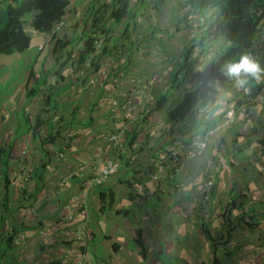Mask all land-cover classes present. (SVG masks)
I'll return each mask as SVG.
<instances>
[{
	"label": "crops",
	"instance_id": "0c3cea01",
	"mask_svg": "<svg viewBox=\"0 0 264 264\" xmlns=\"http://www.w3.org/2000/svg\"><path fill=\"white\" fill-rule=\"evenodd\" d=\"M2 1L6 0H0ZM85 1L70 0L63 18L70 30L65 38L79 39L72 41L67 48L68 51H73V58L78 54L75 50L79 48L80 51L85 46L84 35L94 29L82 14ZM170 4L178 6L170 7ZM160 5L153 14L159 32L174 21L178 10L185 12L182 8L186 7L180 0ZM186 21L192 26L193 21ZM188 25L186 29L189 28ZM26 30L31 37V45L25 52L0 55V119L1 114L7 116V112L8 118L21 119L27 110L33 113L34 109L39 108L40 111L51 108L50 117H53L55 110L52 104L56 107L63 106L65 111L57 113L56 119L60 120L57 122L58 129L64 123L68 124L70 120L66 119L70 118L71 122L66 127L73 125V131L79 135L75 143L65 145L67 142L58 138L53 143L44 144V136L49 132L43 134V124L37 131L39 137H35V131L33 133L35 146H40L47 153L37 190L50 198L44 208L49 211L53 207V211L60 212L63 206L60 200L73 187L77 192L82 189L85 176L88 173L95 175L104 162L102 156L94 162V167L87 169L85 176L68 180L64 187L57 185L67 174L68 165L80 164L79 156L87 154L90 158L93 145L85 143L88 135L83 133V129L86 128L90 134H97L99 130H115L121 123L117 116L119 112L114 111V114L110 108V99L118 95V92H110L112 89L118 90L113 76L117 74L127 86V74L132 70L142 75L158 72L161 82L163 71L167 69L171 81L166 87L160 88L159 93L174 94L176 97L183 85L189 90L199 82L185 81L182 86L176 87L172 81L177 66L175 55H170L160 63L157 56L146 52L143 47L136 48L134 42H127L121 36L119 42L124 47H108L104 57V60L113 64L112 72L105 79H101L99 73H96L93 76L97 78L94 81L96 91L86 96L85 85L88 78L75 81V75L70 72L71 66L65 65L66 63L64 67L60 65V61L65 59L64 56L61 57L64 54L60 47L59 53L54 52L56 43L51 33H37L30 26ZM194 34L196 37V31L180 37L189 42ZM152 39L156 42L146 41V47L158 50V56L167 54L162 44L164 35L158 36L155 32ZM40 47L44 49L40 51ZM41 65L46 66L45 76L41 81L35 80L36 70ZM43 82L56 84L58 98L53 100L52 96L46 98L47 96L39 95ZM227 86L217 81L220 90L228 92ZM31 91L34 93L29 99L27 94ZM216 101L217 99L207 107L199 108L196 115L188 119L186 128L176 125L177 127L170 129L166 112L157 113L154 110L155 102L142 108L128 132V137L135 133L139 135L137 143L131 147L128 143L127 150L119 154L121 156H116L121 164L118 172L102 186L88 190L91 218L89 243L84 244L75 235L72 242L56 240L49 249L40 246L41 251L38 250L37 255L41 254L42 261L45 263V257L51 254V262L54 264H264V222H260L264 221V153L257 143L258 137L252 134L255 124L243 133V123L238 119L233 121L231 112L226 114V104L220 114L221 109ZM260 122L264 125V118ZM197 135L207 140L203 150L205 152L200 156H188L181 173L172 160L166 161L164 168H168V171L164 170L158 178L157 166L152 161L157 157L159 143H163V140L172 142L171 149L179 157L185 158L192 151H197L192 145L193 138ZM223 146L229 147L233 154L227 167H218L217 172L212 171L207 175L215 177L216 173L215 186L210 192L214 191V195L217 193L216 197L220 195V200L217 202L213 199L209 203L207 216H204L199 197L202 194L201 185L206 183V172L211 168L213 157H216ZM164 148L166 147H159ZM54 150H59V153ZM136 151L139 158L132 168L130 158ZM253 156H260L256 159L262 163L261 166L254 163ZM237 168H242L244 177L233 180V172L235 176L238 174ZM55 177L58 182L54 181ZM135 186H138V192ZM102 193H114L115 201L111 205L109 198L103 202ZM123 211L130 212V215L120 213ZM204 229L209 230L215 241L206 238ZM138 240L142 242V247L137 243Z\"/></svg>",
	"mask_w": 264,
	"mask_h": 264
},
{
	"label": "rangeland",
	"instance_id": "374dc122",
	"mask_svg": "<svg viewBox=\"0 0 264 264\" xmlns=\"http://www.w3.org/2000/svg\"><path fill=\"white\" fill-rule=\"evenodd\" d=\"M135 3V0L131 1L132 8H134V6L138 4V2L136 4ZM167 31L169 33L168 40L172 39L171 43L174 44L171 50L177 53H181L186 46L185 40L181 37L176 36V27L174 25L164 27L159 32V35ZM79 66V64H76L75 69L71 70L70 72H72L73 74H77ZM1 74L2 70H0V75ZM91 74H93V70L89 69L85 71L82 76L76 77L75 80H80L81 78L86 79ZM62 76L64 77V75ZM163 77L162 81L159 84V90L160 88H164L168 84H170L171 79L167 69H164ZM39 78H42V76H40ZM35 80L37 79L35 78ZM85 86H87L86 96H90L91 94L95 93L96 87L89 85L88 83H86ZM90 87H93L94 89H91ZM227 90L231 93V97L229 99L230 103L226 105V114L228 112H231V119L233 121H236L238 119L240 123H243V126L241 128V130H243V133L245 131L247 132L248 130L246 129L254 126V124L255 128H257L259 124V112L252 114V121L249 124H247L245 119H243V115L245 114V112H248V108L250 106H254V109H256V107L259 105L261 110L262 106L264 105V95L260 96L254 103L250 101V104H245L246 94L244 93L243 89L234 87L231 89L228 88ZM46 91H48L49 97H54L53 100H55L56 97L58 98L59 96L58 87L56 86V84L54 85L50 82H43L40 90L41 93L39 95L42 94L44 96L46 94ZM175 97L176 96L172 98ZM52 106H54L53 110H55L53 117H50L51 108L47 110L43 109L41 111L40 108L34 109L33 113L31 112V110H27L26 115L24 112L21 119H13V117L8 118L9 112H7V116L4 113L1 114L0 147L8 148L9 145H12V150L8 152L4 157H1L0 155V264H54L53 262H51V254L45 257V263L42 261L43 257L41 256V254L37 255V251H41L40 246H45L47 249H49L51 245H54L56 243V240H65L68 242H72V237H74L75 235L76 237L78 236L77 239L82 241L84 244L89 243L91 218L89 210H87L85 214L82 213L83 201H85V205L89 206L90 199L88 190L97 186H102L111 177L110 176L109 178L103 179L101 176V170L104 167L106 161L109 159H113L120 162V159L116 157L117 154L112 150L111 142L108 140L111 134L114 133L113 129L99 130L97 134H90L86 130V128H84L83 133L85 135H88L85 143L88 142L93 145V148L90 150V158H88L87 154L84 156H79L80 164L78 163L72 166L66 165L67 174L63 176L62 181L58 182L57 177L54 178V181L58 182L57 185L60 184L61 187H64L68 180L76 179L80 175L85 176V174H87V169L89 167H94L93 164L98 158L104 156V162L95 175L88 173L87 176H85L86 178L84 184L81 186L83 187L82 189H79L77 192L73 187L70 190L69 194L65 196L63 200H60L61 202H63V206L60 212L53 211V207H50L49 211L48 209L44 208L45 204L49 201L50 198L48 195H44L39 192L37 188L41 183V167L43 165V162H45L47 153L40 146H38L37 148L35 146V142L33 141L34 126L36 125V121L37 119H39L43 124V134L47 132L54 133V131L56 130L55 135L58 133V138L64 139L67 142L65 145L75 143L77 141L75 139L79 137V135L75 131H73V125L66 127L71 122L70 118L66 119L70 120L68 124L64 123L63 127L58 129L59 123L57 124V122L60 120L56 119L57 113L62 114V112L65 110L62 105H58V107H56L53 103ZM220 112H222V110H220ZM68 115L70 116V114ZM26 132H30V134ZM24 133H26V135ZM199 137L201 138L200 135H197L194 139L198 140ZM257 137L259 138L260 136L257 135ZM158 138L159 133L157 132V140ZM136 143L137 141L134 143V145ZM171 144L172 142L163 140V143H159V147L163 148L165 146L166 148L159 149V147L157 146L158 178H160V174H163L164 170L168 171V168H164V164L166 161L172 160V163L175 164L176 159L180 160L175 166L181 173L184 171L185 167H180L181 163L184 164L185 161L189 158L188 156H193V153L191 152L186 155L185 158L179 157V155L175 153V150L171 149ZM54 151L59 153V150ZM123 152L118 153V155ZM204 152L205 151H202L200 155H202ZM232 154L233 151L229 147L223 146L222 149L217 152L216 157H213L214 160L212 161L211 168L206 172L205 176L207 177V175L212 171L217 172L218 167H227ZM57 155L61 156L60 154ZM259 157L260 156H253L254 163L257 166L262 165V163H259V161L256 159ZM138 158L139 156L137 151L133 153V155H131L130 165L132 166V168L134 167V165H136ZM61 165L63 166L65 164ZM237 169L238 174L236 176L233 172V180L242 179V177H244L242 168ZM64 177L66 178L64 179ZM99 179H102V182H97V180ZM135 187L138 192V186ZM6 188L8 189L6 190ZM204 188L205 185L202 183V194H200L199 197L201 209L203 210L205 216L207 214L208 208L210 207L209 200L216 199L215 201L218 202L220 200V195L216 197L215 195H217V193H215L214 195L213 191L211 193V196L207 197L208 193L204 191ZM211 190L212 189L208 188V191ZM5 191L9 192L7 197L5 196ZM260 222L264 221L260 220ZM12 227L17 228L18 233L16 234V237L10 247H6L7 244H5L4 240H6V237L10 233ZM75 228H77V230H75ZM65 259L69 258L65 257Z\"/></svg>",
	"mask_w": 264,
	"mask_h": 264
},
{
	"label": "trees",
	"instance_id": "16d2710c",
	"mask_svg": "<svg viewBox=\"0 0 264 264\" xmlns=\"http://www.w3.org/2000/svg\"><path fill=\"white\" fill-rule=\"evenodd\" d=\"M183 1L185 3L184 5L193 9L194 12L202 13L211 8H215L216 12L213 22L200 34L195 45L190 48L185 47L181 54H179V61L176 63L177 71L172 75L173 84H176V87H178L179 85H183L182 82L188 80L192 75L201 74V81L198 85L189 90L183 88L180 92L181 94L175 98H172L174 96L171 95L159 93L158 88L155 92L154 110L157 111V113L165 111L166 121L172 124L173 128H175L176 125H183V128H186L191 113L195 112L198 108L207 107L218 98L220 92L217 88V81L220 80L223 84H227V81L230 80L220 71V68L225 63L236 62L243 55L248 54L264 68V0ZM140 2H144V0H140ZM165 2L166 0H157L158 5L165 4ZM69 3L70 0H6L0 2V55L23 53L30 47L31 37L26 31L27 26H30L37 33H51L54 27L63 20ZM130 4V0H113L112 5L106 6L104 9L102 5H100L98 10H96V2H93L89 6L87 14L96 10L93 21L94 28H97L100 23L108 19L117 23L128 20L123 32L124 37H122L130 40L128 35L130 25H133V21L131 20L135 19L137 16L135 10L131 12ZM107 14H110L108 19L103 17ZM187 16H185V19ZM182 20L184 19L179 18L178 27L175 26L176 31L182 28L180 23ZM93 33L94 31H91L88 35H84V39L86 40L85 46L80 50L77 62L82 64L90 60L93 71H97L100 61L107 54V47L97 56H92L95 51L92 38ZM157 35L160 36L159 31H157ZM168 39L169 35L168 37L164 35V42H162V44L166 53H168L166 49L169 50L171 47L170 42L172 39ZM53 40H55L56 43L54 52L59 53L58 47H60L64 54L61 56H64V61H60V65L63 66L65 63L72 60L73 51H68L67 49L69 44L72 43V39L68 41L66 38H53ZM76 40L79 39L76 38L73 41ZM221 42L225 43L222 45V50L205 65L202 57L210 52L213 45L215 46ZM192 43H194V41ZM196 46L198 52L195 56H192ZM186 48L189 50L185 51ZM202 64L204 65L203 71H198V68H200ZM248 87L245 104H250L251 100L256 99L259 95L264 93V76H262L260 81L250 78ZM33 93L32 91L28 92L27 97L30 99V95ZM258 112L259 124L257 128L254 126L252 134L260 136L257 139V143L261 146L262 152L264 153V125H262L263 122H260V120L264 118V105ZM41 125L42 123L37 119L36 125L34 126L35 137H39L37 131L40 129ZM181 131H183V129H181ZM58 135L59 134L53 135L52 133H48L44 136V144L55 142L59 137ZM133 135L132 142L135 141L137 137V134ZM129 147H131L130 143ZM11 150L12 145H9L8 148L0 147L1 157H4ZM7 189L8 188H6V190ZM8 193V191H5L6 197ZM101 198L103 202L109 198V205L115 201L114 193L108 195L102 193ZM120 213H124L126 216L130 215V212L127 211ZM17 233V228L12 227L6 240H4L5 244H7L6 247H10ZM204 235L208 240L215 241L209 230L204 229ZM137 243L142 247V242L140 240H138Z\"/></svg>",
	"mask_w": 264,
	"mask_h": 264
},
{
	"label": "clouds",
	"instance_id": "9594fccd",
	"mask_svg": "<svg viewBox=\"0 0 264 264\" xmlns=\"http://www.w3.org/2000/svg\"><path fill=\"white\" fill-rule=\"evenodd\" d=\"M131 1V0H130ZM171 1H173V0H166V2H171ZM93 2H96V4L99 2H101L98 6H97V9L96 10H98V8H99V6L100 5H102V7H103V9L104 8H106V6L108 7L109 5H112L113 4V0H86L85 1V6H84V10H83V15H84V17L85 18H87L90 22H91V24L93 25V21H94V17H95V15H96V10L95 11H93V12H91V13H89V14H87V12H88V8H89V6L93 3ZM138 2V4H136ZM165 2V3H166ZM180 2L182 3V4H185L184 3V1L183 0H180ZM136 5L134 6V8H132V6H131V4H130V10H131V12H132V10H135L136 12V18L135 19H132L131 21H133V25H130V31H129V35L128 36H130V40H127V42L128 41H132V42H134V44H136V48H140V47H143V50H145L146 52H148V53H152L153 55H155V56H157L158 57V59H159V61H160V63H163V61L164 60H166L170 55L169 54H173V55H175L176 57H174L175 58V62L177 63L178 61H179V54H181L180 52L179 53H177V52H174V51H172L170 48H172V46L174 45L173 43H171L170 41V43H171V47L169 48V50L168 49H166L167 51H168V53L167 54H163L162 56H158V53H159V51L158 50H156V49H154V48H147L146 47V41H148L149 43H152L154 40L152 39V37H153V34L155 33V32H157V30L159 29V27L157 26L156 27V22L154 21V19H153V14H154V12H155V10H156V8H157V10H158V8H160L161 7V5L159 4H157V1H154V0H152V1H150V0H144V2H140V0H136ZM70 4V3H69ZM173 6H178V5H174V4H170V7H173ZM186 7L185 8H182V7H180V8H182V9H185V12H180V10H178L177 12L178 13H176V16L174 17V21L170 24V25H174V26H177L178 27V21H179V18L180 19H184V20H182V21H180V23H181V26H182V28L180 29V30H178V31H176V36L177 37H180V35H189L192 31H196L197 32V36L195 37V35L196 34H194L193 36H191L193 39H191V40H189V42H186V46L185 47H188V48H190V47H192L193 45H195V43L197 42V38L200 36V34L206 29V28H208V26H209V24L210 23H212L213 22V19H214V17H215V12H216V10H215V8H211V9H208V10H205V11H203L202 13H199V12H194L193 11V9H191V8H189L187 5H185ZM206 12H209V14L208 15H205V13ZM107 13H109V12H107ZM188 15V16H187ZM185 16H187V18L185 19ZM103 17H106L107 19L110 17V14H107V15H104ZM144 17H146V18H144ZM191 20V21H193L192 22V26H189L188 24H187V21L186 20ZM63 21V20H62ZM61 21V22H62ZM141 21H146V22H144L142 25H139V23L141 22ZM147 22H149L148 24H147V26H145V23H147ZM128 23V20H124L122 23H117V22H113V20H111V19H108L107 21H103V23H100V25L97 27V28H94L93 29V31H94V33L92 34V36L94 35V34H98V35H100V34H102V33H104V29L106 28V26H108V27H110V29H111V31H113V36L111 37V39L110 40H107V42H106V44H105V46H104V48H113V45L115 46V47H119V46H121L122 44H120V38H121V36H124V33H122V32H124V28H125V25ZM150 23H152L153 25H154V30H153V32L150 34V35H145V32L147 31V28L149 27L150 28ZM186 25H188L189 26V28L188 29H186L185 27H186ZM55 28V27H54ZM69 30V29H68ZM27 31V30H26ZM53 31V30H52ZM172 31V30H171ZM174 31V30H173ZM138 32H140L142 35L140 36V37H137L138 36ZM52 33V32H51ZM163 35H167V37H168V31L167 32H165V33H163ZM184 37V36H183ZM52 38H55L54 36H52ZM64 38H65V36H64ZM64 38H62V39H64ZM151 40H150V39ZM66 40H70V39H66ZM153 40V41H152ZM73 41V40H72ZM194 41V43H192ZM93 43H94V39H93ZM125 44V43H124ZM187 44H189V46H187ZM225 43L224 42H221V43H218V44H216L215 46L213 45L212 47H211V50H210V52L207 54V55H205V56H203L202 57V60H203V62L205 63V65H207L208 63H209V61L213 58V57H215V56H213V57H211V58H209V55L213 52V50H214V48H216L217 46H220L221 47V49H220V51L222 50V48H223V46L222 45H224ZM123 46V45H122ZM124 47V46H123ZM103 48V49H104ZM188 48H186L185 49V51L186 50H189ZM44 49V48H43ZM102 49V50H103ZM102 50H101V52H102ZM40 51H42V50H40ZM76 51V53H78L77 54V56L76 57H72V60H70V61H68L65 65H70L71 66V70H73V69H75V65L76 64H79L80 66H79V68H78V73L77 74H74L75 76H74V80H75V78L76 77H78V76H82L83 75V73L85 72V71H87V70H89V69H85L84 68V63H82V64H80L79 62H77V58H78V56H79V48L78 49H76L75 50ZM79 51V52H78ZM184 51V52H185ZM219 51V52H220ZM100 52V53H101ZM197 52H198V48H197V46H196V48H195V51H194V53L192 54V56H195L196 54H197ZM218 52V53H219ZM99 53V54H100ZM217 53V54H218ZM98 55V54H97ZM96 55V56H97ZM173 57V56H172ZM177 58H178V60H177ZM105 60H104V58L100 61V63H99V69H100V66H101V64L104 62ZM64 65V66H65ZM63 66V67H64ZM203 68H204V65L202 64L201 66H200V68H198V71H203ZM66 69H69V68H66ZM90 69H92L93 70V67H91ZM98 69V70H99ZM70 70V71H71ZM97 70V71H98ZM37 71V70H36ZM97 71H93V74H91L90 76H88V79H87V82L86 83H88L89 85H91L90 83H89V80H91L90 78H91V76L93 75H95L96 74V72ZM133 71V70H132ZM131 71V72H132ZM220 71H221V73L225 76V77H227L228 79H230L229 81H227V85L229 86H227L226 84H225V86H227V88L226 89H231V88H234V87H236V88H238V89H243L244 90V93L247 95V93H248V84H249V79L250 78H252V79H255L256 81H260L261 80V78H262V76H264V68H262L261 66H260V64L258 63V62H256L250 55H248V54H245V55H243L238 61H236V62H229V63H225L221 68H220ZM45 73H46V71H45ZM45 73L43 74V75H40V76H42V78H39L40 76H37V73H35V78L37 79V80H39V81H41V80H43V78H44V76H45ZM154 74V75H153ZM142 75V74H141ZM145 75H150V76H155V75H158V82H157V86H156V89H155V92H156V90H157V87H158V85H159V82H160V80H161V78H160V74L158 73V72H147ZM67 77V76H66ZM117 77H119V76H117V74L115 75V76H113V80L115 79V78H117ZM201 74H195V75H192L188 80H186L187 82H200L201 81ZM75 81H78V80H75ZM220 81V80H219ZM221 82V81H220ZM182 83H185V81L184 82H182ZM92 86H94L95 87V85H92ZM180 86H182V85H180ZM197 86V85H196ZM195 86V87H196ZM47 87V86H46ZM194 87V88H195ZM183 88H186V86H184L183 85ZM183 88H181V90L183 89ZM218 88V87H217ZM218 91L220 92V95L218 96V98H217V101H216V104H217V106H218V108L219 109H221L222 110V108H223V106H224V104H228V103H230V102H228V100L230 99V97H231V93L230 92H226V91H222V90H220L219 88H218ZM264 91V90H263ZM41 93V92H40ZM39 93V94H40ZM46 94L44 95V96H47V97H49L48 96V91H46L45 92ZM262 95H264V93L262 94ZM262 95H259V97L260 96H262ZM171 96H175L174 94H171ZM259 97H257L256 99H254V100H251V102L252 103H254V102H256L257 100H258V98ZM154 99H155V94H154ZM112 100H113V98H111L110 99V108H111V110H112V104H111V102H112ZM154 103V100H153V102H151V103H148V104H146L145 106H150V105H152ZM225 105V106H226ZM144 106V107H145ZM143 107V108H144ZM199 110V108L198 109H196L195 110V112H193V113H191V115H190V117L191 116H195L196 115V113H197V111ZM224 110H222V112H223ZM112 112L115 114V112L112 110ZM139 112V111H138ZM138 112H137V114H138ZM222 112H220V114L222 113ZM224 116V115H223ZM120 118V117H119ZM121 119V118H120ZM134 122V121H133ZM133 125V123L132 124H130V128H131V126ZM178 126V125H177ZM177 126H175V127H177ZM119 127H121V123H120V125H119ZM119 127H117V129H113V131H116V130H118L119 129ZM129 128V129H130ZM169 128L170 129H173V127H172V124H171V126L169 125ZM58 130V129H57ZM129 132V131H128ZM128 132H127V134H126V140H127V145H126V147H125V149L123 150L124 152L127 150V147H128V143H130L132 146L134 145V143L138 140V137H139V135L136 137V139H135V141H133L132 142V138H133V134L131 135V136H129L128 137ZM58 134V133H57ZM56 134V135H57ZM135 134H137V133H135ZM196 137V136H195ZM194 137V138H195ZM194 138H193V141H194ZM132 142V143H131ZM206 144H207V140H206ZM122 151V152H123ZM117 155H118V153H116ZM196 156H198V155H196ZM154 159H157V157L156 158H153V160ZM155 165V164H154ZM204 179H206V177L204 178ZM214 180H215V177H214ZM215 185H213V187H214ZM98 187V186H97ZM213 187H211L210 189H212ZM206 193H208V195H209V197L211 196V192L210 191H208V192H206ZM212 200H209V203L211 202ZM87 210H89V206H87ZM87 210H86V212H87Z\"/></svg>",
	"mask_w": 264,
	"mask_h": 264
},
{
	"label": "built area",
	"instance_id": "2783aa9c",
	"mask_svg": "<svg viewBox=\"0 0 264 264\" xmlns=\"http://www.w3.org/2000/svg\"><path fill=\"white\" fill-rule=\"evenodd\" d=\"M101 3V2H100ZM99 2L96 4L97 6L100 4ZM209 12H206L205 15H208ZM146 18V17H144ZM146 21H141L139 25H142ZM66 22L62 21L59 24L55 26L53 29L51 36H54L56 39H62L66 34L70 32L68 30ZM104 33L98 35L94 34L92 38L94 39V46H95V51L92 54V56H96L101 52V50L104 48L107 40H110L111 37L113 36V31H111L110 27L106 26L104 29ZM154 30V25L150 23V28H147V31L145 32V35H150ZM142 34L138 32V36L140 37ZM143 36V35H142ZM221 47L217 46L214 48L213 52L209 55V58L215 56L219 51ZM39 50H43V47H40ZM112 66L113 64H110L109 61H104L100 69L96 72L99 73V76L101 79H105L110 75L112 72ZM92 67V64L90 60H87L84 63V68L85 69H90ZM46 71V66L41 65L37 69V76L43 75ZM90 84L94 85V81L97 78H93V75L90 78ZM127 79H128V84L125 86L124 81L120 80L119 77L115 78L114 80L116 81V89H112L110 92H114V94L118 95L117 97L115 96L111 102L112 104V110L113 111H118L119 114L117 115L118 117L121 118V127H119L118 130L114 131V133L111 134V136L108 138V140L111 142V147L113 152L115 153H120L125 149L126 145V134L129 131L130 124L133 123L135 116H137V112L140 111L146 104L153 102L154 100V94H155V89L157 86L158 82V75L155 76H150V75H141L138 74L134 71L129 72L127 74ZM114 88V87H113ZM248 112H245L243 115V119L249 124L252 121V114L256 113L260 110V106L258 105L256 109H254V106H250L248 108ZM193 146L197 148V151L194 153L192 151V155H200L201 152L204 150L206 146V139H204L202 136L199 139H194ZM178 161L180 160H175V164L177 165ZM155 166H157V159H154L152 161ZM121 164L117 160L109 159L106 161L104 167L101 170L102 173V178L106 179L109 178L110 176L115 175ZM183 167V163H181V166ZM97 182H102V179L97 180ZM205 188L204 191L208 192V188L213 187L214 185V176L209 175L207 179H205ZM84 194V193H83ZM207 197L209 195L207 194ZM85 201H83V211L82 213L85 214L87 210V205H85Z\"/></svg>",
	"mask_w": 264,
	"mask_h": 264
}]
</instances>
